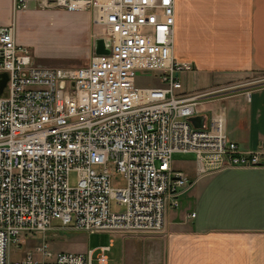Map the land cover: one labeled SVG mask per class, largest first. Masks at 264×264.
<instances>
[{
	"label": "built area",
	"instance_id": "1",
	"mask_svg": "<svg viewBox=\"0 0 264 264\" xmlns=\"http://www.w3.org/2000/svg\"><path fill=\"white\" fill-rule=\"evenodd\" d=\"M26 8L27 0H14ZM90 9L107 54L79 67L35 65L13 27L0 29V264H108L110 245L52 251L39 244L17 260L8 244L43 234L58 220L87 233H156L165 211L191 185L172 166L174 153L193 154L195 177L264 166V141L245 150L229 139L222 116L196 128L198 101L180 74L192 69L173 53L174 0H58ZM136 70L166 86L136 88ZM110 170L122 174L113 184ZM76 184H69V174ZM115 201L116 210L111 209ZM195 214L191 213L193 217Z\"/></svg>",
	"mask_w": 264,
	"mask_h": 264
},
{
	"label": "crops",
	"instance_id": "2",
	"mask_svg": "<svg viewBox=\"0 0 264 264\" xmlns=\"http://www.w3.org/2000/svg\"><path fill=\"white\" fill-rule=\"evenodd\" d=\"M57 1L27 0L35 3L29 10L0 0V29L13 27L15 41L24 46L17 34L24 16L54 20L78 35V51L70 58L75 61L63 68L82 66L94 54L100 28L89 8L68 10ZM172 53L192 64L179 76L182 91L207 94L198 101V114L206 121L222 116L229 139L243 149L264 141V83L237 88L264 73V0H174ZM194 165L173 166L191 185L181 191L178 206L165 211L158 239L151 240L161 251L153 264H264V166L196 178Z\"/></svg>",
	"mask_w": 264,
	"mask_h": 264
},
{
	"label": "rangeland",
	"instance_id": "3",
	"mask_svg": "<svg viewBox=\"0 0 264 264\" xmlns=\"http://www.w3.org/2000/svg\"><path fill=\"white\" fill-rule=\"evenodd\" d=\"M34 4L27 2L26 7L29 6V10L36 9ZM98 28H100L98 34L101 35L102 28L99 25ZM17 34L21 35L22 40L26 43L24 46L28 48L35 61L43 66L67 67L75 61L70 58L78 51L77 32L61 29L55 24L54 20H47L45 17L38 16V14H32L29 17L28 14L20 22ZM263 83L264 73L255 74L254 77L249 78V81L239 82L237 88ZM133 84L136 88H163L166 86L154 72L147 70H136ZM193 162L194 155L190 153H174L172 156V166L175 168L183 170L184 166H191ZM110 175L114 185H123L122 174L110 170ZM69 184L71 186L76 184V176L73 172L69 174ZM184 200H186V197ZM183 204V200L180 199L181 207ZM179 208H176V211H179ZM111 209H117L115 201H111ZM52 227L43 234L37 233L25 239L21 238L18 242L11 241L7 247L8 257L11 260L22 258L28 249H32L39 244L41 237H44L49 243L50 249L55 252H82L86 249L108 245L112 240L110 249L107 252L108 264H153L161 254L158 244L151 242V240L158 239V234L161 231L156 233L100 232L90 234L80 230L64 228L58 220L52 221Z\"/></svg>",
	"mask_w": 264,
	"mask_h": 264
},
{
	"label": "water",
	"instance_id": "4",
	"mask_svg": "<svg viewBox=\"0 0 264 264\" xmlns=\"http://www.w3.org/2000/svg\"><path fill=\"white\" fill-rule=\"evenodd\" d=\"M95 54H107L109 50L106 48V42L103 38L99 37L95 39V46H94ZM7 81V75L4 72H0V94L3 91ZM188 121L196 128H205L206 126V116L205 115H194L188 117Z\"/></svg>",
	"mask_w": 264,
	"mask_h": 264
}]
</instances>
